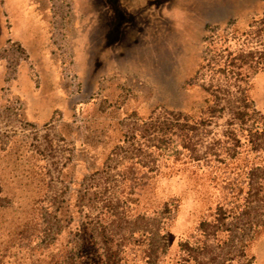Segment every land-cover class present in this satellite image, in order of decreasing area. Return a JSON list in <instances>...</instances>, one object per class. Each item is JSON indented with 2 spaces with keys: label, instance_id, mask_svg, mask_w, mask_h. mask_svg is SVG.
<instances>
[{
  "label": "rangeland",
  "instance_id": "1",
  "mask_svg": "<svg viewBox=\"0 0 264 264\" xmlns=\"http://www.w3.org/2000/svg\"><path fill=\"white\" fill-rule=\"evenodd\" d=\"M262 14L264 0H0V29L9 34L28 22L27 33L45 39L48 67L41 72L31 62L19 72L24 51L9 39L0 44V195L7 207L0 213V264L39 261L44 232L56 246L54 259L63 234L89 212L93 192L115 181L117 169L105 158L131 135L134 119L146 120L158 108L194 112L202 103L193 77L209 30L239 36ZM260 28L256 38L228 42L229 51L251 47L263 54ZM249 82L255 109L264 111V72ZM208 186L182 172L145 187L139 212H150L156 200L177 204L157 264H171L178 243L211 217L219 192ZM57 208L68 222L55 238L46 228L56 227ZM239 222L229 226L243 227ZM29 223L31 236L23 227ZM253 254V264H264V233Z\"/></svg>",
  "mask_w": 264,
  "mask_h": 264
},
{
  "label": "trees",
  "instance_id": "2",
  "mask_svg": "<svg viewBox=\"0 0 264 264\" xmlns=\"http://www.w3.org/2000/svg\"><path fill=\"white\" fill-rule=\"evenodd\" d=\"M263 15L239 36L227 30L220 36L219 30H209L202 64L193 77L204 94L202 103L194 112L158 108L160 113L155 115L153 110L146 120L134 119L137 124L131 135L105 158L106 165L114 163L117 169L115 181L108 180L93 192L94 199L86 204L89 212L65 234L68 218L57 208L56 227L46 228L55 238L63 234L55 258L56 246L44 232L42 257L24 264L159 263L167 251V228L176 200H156L150 212H139L143 207L139 197L158 178L182 172L189 173L192 181L207 182L219 196L208 210L211 217L198 222L192 240L178 243V254L170 263H254V241L264 233L260 217L264 216V111L255 109L249 81L264 72V53L251 47L229 51L228 42L253 39L264 25ZM123 143L128 144L126 149ZM2 202L0 195V213L7 209ZM239 221L243 227L231 229L229 223ZM30 223L23 225L28 236L32 234L25 226Z\"/></svg>",
  "mask_w": 264,
  "mask_h": 264
},
{
  "label": "crops",
  "instance_id": "3",
  "mask_svg": "<svg viewBox=\"0 0 264 264\" xmlns=\"http://www.w3.org/2000/svg\"><path fill=\"white\" fill-rule=\"evenodd\" d=\"M28 22H22V20L15 25L14 28L10 27L8 28L9 34H4L3 30L0 29V44L3 43V39H9V41L16 42L19 47L24 51V57L25 61L21 59L19 63L16 64V67L19 72H23L24 68L26 67V64H30L31 62L34 63L35 70H37V67H39V70L46 71L44 69V66H46V58H44L43 54L45 53V39L44 40H37L36 38H32L31 31L30 33H27L28 30L25 29V25H28ZM20 26V27H19ZM26 54V57H25ZM23 62V63H22ZM48 68V67H47ZM50 72V78H53L54 67H52V70H49ZM52 72V73H51ZM22 79L23 76L21 75Z\"/></svg>",
  "mask_w": 264,
  "mask_h": 264
}]
</instances>
